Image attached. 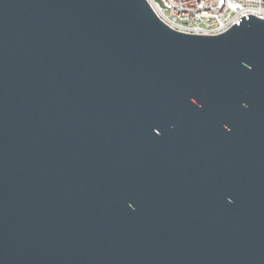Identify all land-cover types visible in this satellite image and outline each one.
Instances as JSON below:
<instances>
[{"label": "water", "instance_id": "water-1", "mask_svg": "<svg viewBox=\"0 0 264 264\" xmlns=\"http://www.w3.org/2000/svg\"><path fill=\"white\" fill-rule=\"evenodd\" d=\"M0 264H264V20L0 0Z\"/></svg>", "mask_w": 264, "mask_h": 264}, {"label": "built area", "instance_id": "built-area-1", "mask_svg": "<svg viewBox=\"0 0 264 264\" xmlns=\"http://www.w3.org/2000/svg\"><path fill=\"white\" fill-rule=\"evenodd\" d=\"M145 1L164 26L186 35H219L247 16L264 20V0Z\"/></svg>", "mask_w": 264, "mask_h": 264}]
</instances>
